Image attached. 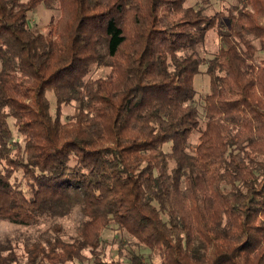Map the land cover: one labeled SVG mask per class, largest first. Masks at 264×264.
<instances>
[{
	"label": "trees",
	"instance_id": "trees-1",
	"mask_svg": "<svg viewBox=\"0 0 264 264\" xmlns=\"http://www.w3.org/2000/svg\"><path fill=\"white\" fill-rule=\"evenodd\" d=\"M185 1L0 0V221L83 216L24 264H144L142 247L158 264H264V0L221 16ZM40 4L60 12L47 33L28 23ZM221 19L200 127L197 50ZM113 225L131 248L105 258ZM11 252L0 264H22Z\"/></svg>",
	"mask_w": 264,
	"mask_h": 264
},
{
	"label": "rangeland",
	"instance_id": "rangeland-1",
	"mask_svg": "<svg viewBox=\"0 0 264 264\" xmlns=\"http://www.w3.org/2000/svg\"><path fill=\"white\" fill-rule=\"evenodd\" d=\"M242 0H186L185 5L191 6L195 9L203 7L205 14L213 15L215 12L221 15H227L231 7L235 4L241 5ZM60 16V12L57 9L48 10L43 5H38L33 11L28 14V23L31 29L39 30L43 33H47L51 20H57ZM228 30L227 21L221 19L217 26L209 30L205 36L204 42L199 46L197 52L199 56L204 60V64L200 66L198 75L194 78V86L196 94L194 96L193 103L196 105L200 116V127L204 123V113L202 111L203 96L209 91L208 76L204 73L206 69V62L211 59L221 47L220 34L225 33ZM257 60H264V53L259 51L256 54ZM108 68L92 67L88 77L98 78L105 76L108 73ZM46 96L50 100L51 111L53 113L55 99L51 92H47ZM75 102H70L68 105L63 106L62 120L67 121L73 115L75 110ZM8 124L12 130V138L15 141L22 142L21 136L17 133L15 127L12 125L13 120L8 119ZM199 134L194 131L189 138L191 147H194L198 141ZM164 149L169 151V144L165 145ZM66 214L62 215H47L40 219V221L31 225H19L13 224L6 220L0 221V254L6 255L11 249V254H20V262L24 264L27 257V248L33 245H39L47 247L51 245L55 239H59L63 242H72L73 238L78 236L83 216L79 206L75 205L71 208H66ZM102 240L105 243V247L101 250L103 257L117 258V249L120 247L131 248L125 245L126 242L131 241L130 236L123 231L117 230L116 225H113L106 229L102 233ZM122 243V244H121ZM89 250L86 249L85 253L88 254ZM144 264H158L160 262L159 257L151 253L146 247L140 249ZM75 264H80L77 261Z\"/></svg>",
	"mask_w": 264,
	"mask_h": 264
}]
</instances>
